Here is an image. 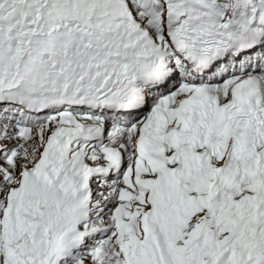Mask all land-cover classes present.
<instances>
[{
	"label": "snow or ice",
	"instance_id": "6c2138e0",
	"mask_svg": "<svg viewBox=\"0 0 264 264\" xmlns=\"http://www.w3.org/2000/svg\"><path fill=\"white\" fill-rule=\"evenodd\" d=\"M0 264H264V0H0Z\"/></svg>",
	"mask_w": 264,
	"mask_h": 264
}]
</instances>
